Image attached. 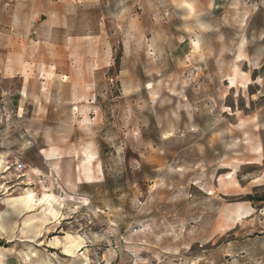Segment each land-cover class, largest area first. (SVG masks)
I'll return each instance as SVG.
<instances>
[{"label":"rangeland","instance_id":"rangeland-1","mask_svg":"<svg viewBox=\"0 0 264 264\" xmlns=\"http://www.w3.org/2000/svg\"><path fill=\"white\" fill-rule=\"evenodd\" d=\"M0 161V264H264V0H0Z\"/></svg>","mask_w":264,"mask_h":264},{"label":"bare ground","instance_id":"bare-ground-1","mask_svg":"<svg viewBox=\"0 0 264 264\" xmlns=\"http://www.w3.org/2000/svg\"><path fill=\"white\" fill-rule=\"evenodd\" d=\"M87 163L89 164L91 163L89 158L87 159ZM0 165H1V161H0ZM86 172L87 174H89L91 173V170L88 168ZM50 198L51 199L53 198L52 195L45 193V194H42L39 199L35 200L34 195L26 193V194H23L21 197H19V199H17L15 203L21 202L24 205V207L29 208L30 204H32L33 202L42 203L44 201H48Z\"/></svg>","mask_w":264,"mask_h":264}]
</instances>
